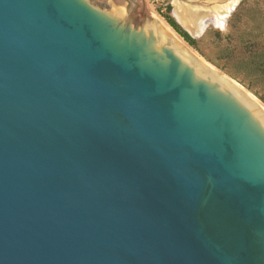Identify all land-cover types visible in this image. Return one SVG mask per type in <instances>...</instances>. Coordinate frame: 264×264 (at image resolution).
<instances>
[{"label":"water","instance_id":"water-1","mask_svg":"<svg viewBox=\"0 0 264 264\" xmlns=\"http://www.w3.org/2000/svg\"><path fill=\"white\" fill-rule=\"evenodd\" d=\"M145 3L0 0V264H264V109Z\"/></svg>","mask_w":264,"mask_h":264},{"label":"rangeland","instance_id":"rangeland-1","mask_svg":"<svg viewBox=\"0 0 264 264\" xmlns=\"http://www.w3.org/2000/svg\"><path fill=\"white\" fill-rule=\"evenodd\" d=\"M175 1L186 0L149 1L153 9L147 6L146 9L206 64L264 108V0H239L224 28L209 22L198 36L175 18ZM229 1L232 0H226ZM217 4L207 0L197 7L214 9Z\"/></svg>","mask_w":264,"mask_h":264},{"label":"bare ground","instance_id":"bare-ground-1","mask_svg":"<svg viewBox=\"0 0 264 264\" xmlns=\"http://www.w3.org/2000/svg\"><path fill=\"white\" fill-rule=\"evenodd\" d=\"M206 1L207 0H186L183 2L182 1H175L174 2V16H175V18L178 20V22L183 27H185L188 31H190L191 34H193L195 36L200 35L203 32V30L207 27L209 22L213 23L217 27L224 28L227 18L229 17V15L232 13V11L234 10V8L236 7V5L239 2V0H232V1H229L228 3L226 2V0H210V1H214L215 3H218L214 9L197 7L198 5L200 6L202 3L206 2ZM224 2H226V4ZM223 3H224V5H222ZM145 5L148 8L153 9L152 7H150L149 0H146ZM162 25L167 30L170 31V29H168V27L165 24L162 23ZM172 34L175 37H177L174 33H172ZM218 74H220V73H218ZM221 76L223 78H225L226 80H228L230 83L235 84V83L231 82L225 76H223V75H221ZM235 86L242 93H244L245 95H248L254 101V103L257 106H261V104H259L255 99H253L249 94H247L242 88L238 87L236 84H235Z\"/></svg>","mask_w":264,"mask_h":264}]
</instances>
